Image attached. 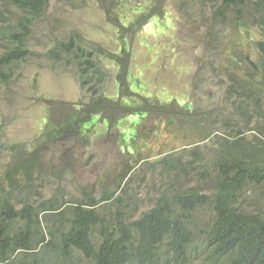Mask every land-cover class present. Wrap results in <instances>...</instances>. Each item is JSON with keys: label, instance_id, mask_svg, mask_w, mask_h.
Masks as SVG:
<instances>
[{"label": "rangeland", "instance_id": "374dc122", "mask_svg": "<svg viewBox=\"0 0 264 264\" xmlns=\"http://www.w3.org/2000/svg\"><path fill=\"white\" fill-rule=\"evenodd\" d=\"M220 4L52 0L27 42L33 56L0 88V192L13 189L16 197L27 192L35 206L49 200L69 204L100 198L105 188L118 192L128 183L126 191L136 201L128 212L135 220L154 206L163 189L162 170L157 167L156 172L151 163L194 149L200 152L197 164L206 169L181 175L176 189L193 187L199 180L211 187L219 146L215 138L245 129L236 108L239 100L251 101L241 94L240 85L264 79L257 49L263 41L261 28L246 22L247 35L232 10L215 24ZM208 29L216 47L205 38ZM73 36L96 54L106 73L97 94L82 87L74 65L49 58L56 43ZM3 52L0 42V56ZM234 86L239 87L236 96ZM104 98L120 108L96 113L91 105ZM138 110L147 115L135 117ZM229 120L237 123L235 129ZM256 122L249 127L256 129ZM257 135L248 132L245 140ZM194 159L183 154V167ZM23 163L31 165L29 177L18 167ZM202 171L207 172L204 179L198 175ZM197 217L196 227L204 228L210 211L205 208Z\"/></svg>", "mask_w": 264, "mask_h": 264}, {"label": "trees", "instance_id": "16d2710c", "mask_svg": "<svg viewBox=\"0 0 264 264\" xmlns=\"http://www.w3.org/2000/svg\"><path fill=\"white\" fill-rule=\"evenodd\" d=\"M51 1L0 0V42L4 48L0 56V88L9 84L17 66L33 56L27 42ZM219 1L215 24L232 10L236 24L247 35L250 30L246 22L261 28L263 41L257 43V49L264 64V0ZM208 30L205 38L216 47L212 31ZM48 55L56 63L66 59L67 64L74 65L82 87L94 94L106 81L96 54L84 48L75 36L66 43H56ZM259 82L264 85V79L240 85L241 94L251 101L239 100L236 108L245 129L215 138L219 146L212 186L199 180L201 183L193 187L176 189L181 175L188 177L206 168L197 164L200 152L196 149L182 153L196 158L188 160L186 169L182 155H167L151 163L156 172L157 167L162 170L161 195L156 196L151 209L135 220L128 212L135 201L134 195L126 191L128 183L126 189L109 192L105 188L100 198L88 196L71 202L75 204L49 200L35 206L28 202L27 192L21 197H16L13 189L0 192V264H264V87L254 84ZM234 87L236 96L239 87ZM110 101L104 98L91 106L98 109L96 113L108 112L109 107L120 108ZM145 115L138 110L134 116ZM254 120L256 129L249 127ZM228 125L235 129L237 123L229 120ZM248 132L258 133L256 140H245ZM2 142L0 134V147L4 146ZM18 167L30 176L31 165L23 163ZM198 175L204 179L207 172ZM10 181L11 185L17 184ZM35 195L42 194L36 191ZM205 208L211 219L198 229L197 214Z\"/></svg>", "mask_w": 264, "mask_h": 264}]
</instances>
